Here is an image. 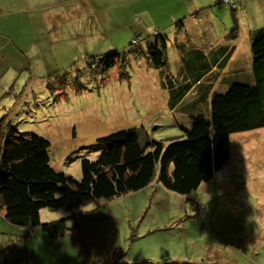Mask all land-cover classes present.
<instances>
[{"label":"rangeland","instance_id":"374dc122","mask_svg":"<svg viewBox=\"0 0 264 264\" xmlns=\"http://www.w3.org/2000/svg\"><path fill=\"white\" fill-rule=\"evenodd\" d=\"M14 1L0 0V66L8 69L0 70V120L48 139L56 171L81 179L82 160L103 152L98 140L122 130L138 129L167 145L180 140L184 121L164 106L159 72L144 56L107 74L89 67L87 56L123 51L142 30L132 8L91 0L86 19L100 35L80 36L77 30L72 36L65 18L60 26L67 36L58 40L61 28L48 17L71 8L73 0ZM253 3L246 0L239 9L237 44L244 59L250 58L249 31L264 26V3ZM230 8L215 7L223 12L222 36L232 27ZM169 11L158 10L159 19L168 22ZM166 31L172 63L178 55L173 30ZM219 87L220 93L228 89ZM4 217L0 210V264H264V128L233 135L230 162L190 195L152 184L90 203L75 215L45 209L42 222L64 220L66 230L57 239L39 230L20 233Z\"/></svg>","mask_w":264,"mask_h":264},{"label":"trees","instance_id":"16d2710c","mask_svg":"<svg viewBox=\"0 0 264 264\" xmlns=\"http://www.w3.org/2000/svg\"><path fill=\"white\" fill-rule=\"evenodd\" d=\"M224 4L231 7L232 14L228 43L215 45L208 40L201 46L188 31L189 17L179 18L169 27L178 64L172 65L168 56L167 28L134 34L123 51L87 56L92 71L100 69L104 74L118 63L126 61L129 66L134 57L144 56L159 72L160 86L169 94L170 111L184 121L179 125L183 131L180 140L167 145L148 140L138 129L119 131L98 140L103 152L95 160H82V178L77 179L52 167L48 139L20 132L9 118L0 120V210L7 222L57 239L66 230L64 220L42 222L45 209L75 215L90 203L110 202L152 184L190 195L230 162L233 135L264 128V26L251 32L249 76L229 82L227 91L212 94L209 74L212 69L225 68L235 51L233 42L239 34L236 13L243 1L236 0L235 8L224 0L215 6ZM209 9L198 11L192 19L198 20L196 16ZM126 67L123 71L128 75Z\"/></svg>","mask_w":264,"mask_h":264},{"label":"crops","instance_id":"0c3cea01","mask_svg":"<svg viewBox=\"0 0 264 264\" xmlns=\"http://www.w3.org/2000/svg\"><path fill=\"white\" fill-rule=\"evenodd\" d=\"M11 1L12 3H15L14 0H11ZM118 1L125 7L128 5L129 9L132 8V10L130 9V13H131V16L135 17L136 22L138 23L142 22V30L135 32V34L137 33L148 34V33L155 31L158 28H161V29L169 28L170 26L173 25V23L177 19L182 18V17H189L190 18L189 27L191 29V32L190 31L189 32L193 36H195L194 38L196 42L201 44V46H204L203 43L204 44L208 43V40H211L212 44H215V45L221 44L224 42L225 43L230 42L228 41L229 38L226 37L228 35L226 31H225V34L222 36L219 30V21L221 19L223 12H219L218 9L216 10L215 7L217 6L215 5L216 4L218 5V1L220 0H192L193 1L192 3H190L189 0H118ZM242 1H243V5H245L246 0H242ZM252 1L254 3L257 2L256 7L258 6L259 3H264V0H258V1L250 0V2ZM91 3H93V1L91 0H89L88 4H82L80 0H77V1L73 0L72 7L67 8L68 10L63 12L61 17H58L57 15H51L50 17H48V19L53 24L56 23L55 26H57L59 29L61 28L60 25L63 24L62 23L63 20L67 18V23L68 25L71 26V29H70L71 32H69V34H71L72 36H77L78 33H80V36L82 34L85 36L100 35L97 32L98 28L95 27V24L92 21V18L90 19V21L89 19H86V17L90 18V12H92L94 8ZM253 4H251L250 6L252 7ZM81 8H83L82 9L83 11L82 10L76 11ZM204 8H210L209 9L210 11L207 13L203 12L199 16H196L198 17V20L192 19L193 17L191 16H194L195 14L198 13V11H201ZM160 9L170 10L168 14H165V16L170 15L168 18L169 19L168 22L163 21L162 18L159 19L160 16L158 15V10ZM236 19L238 21V24H240V22L243 19V17H239V12L236 13ZM193 22H195L196 27H192L191 23ZM261 27H258V28H261ZM239 29H240V26H239ZM77 30H80V31L77 33ZM251 32L252 31H249L250 35H251ZM57 35L58 36H56L55 38L56 39L58 38L59 40L67 36V31L64 29L62 30L61 28L60 32L57 33ZM237 38L233 42V44L236 47L235 51L232 57L230 58L229 62L227 63L226 67L221 68L220 70L212 69L211 73L209 74L210 83L213 85L212 94L215 91L219 92L221 90L219 89L220 88L219 86L229 87L230 86L229 82L235 83L236 81L243 80L247 78L249 74L251 73V67H252L251 51H250V58L244 59L245 55L240 53V48H239L240 44L239 45L237 44ZM178 61H179V55L176 58V61L172 62V65L178 64L177 63ZM0 65H1V58H0ZM0 70L7 71L8 69H5L3 66H0ZM206 78L208 79V76ZM0 80H1V77H0ZM161 89L165 91L162 87ZM165 94H166V101H165L164 106H167V109H168L169 108V105H168L169 104V94L166 91H165ZM17 229L20 230L19 231L20 233L24 232V234L26 232L33 234L35 231H37V229L35 230L20 229V228H17Z\"/></svg>","mask_w":264,"mask_h":264},{"label":"built area","instance_id":"2783aa9c","mask_svg":"<svg viewBox=\"0 0 264 264\" xmlns=\"http://www.w3.org/2000/svg\"><path fill=\"white\" fill-rule=\"evenodd\" d=\"M235 1L236 0H224L226 4H231L234 8L236 7Z\"/></svg>","mask_w":264,"mask_h":264}]
</instances>
